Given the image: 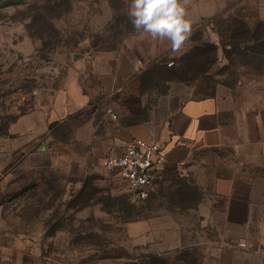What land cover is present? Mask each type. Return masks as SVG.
Instances as JSON below:
<instances>
[{"label":"rangeland","instance_id":"1","mask_svg":"<svg viewBox=\"0 0 264 264\" xmlns=\"http://www.w3.org/2000/svg\"><path fill=\"white\" fill-rule=\"evenodd\" d=\"M3 2L0 264L162 262L135 236L141 227L131 230L150 218L156 227H167L166 263L189 264L196 254L174 244L172 228L181 224L180 216L160 217L180 211L188 226V202L210 190L174 168L138 201L101 163L120 154L132 132L159 125L188 98L218 85L264 84V49L252 42L239 49L222 44L237 22L253 28L264 21V0H190L192 35L179 53L168 41L135 32L127 15L130 0ZM205 44L216 48L211 64L212 50L204 60L198 57ZM80 94L89 97L85 108L73 104ZM108 108L116 119L106 114ZM40 149L49 154L47 165L18 167Z\"/></svg>","mask_w":264,"mask_h":264},{"label":"crops","instance_id":"2","mask_svg":"<svg viewBox=\"0 0 264 264\" xmlns=\"http://www.w3.org/2000/svg\"><path fill=\"white\" fill-rule=\"evenodd\" d=\"M80 96L73 104L87 107L89 97ZM132 135L175 142L178 146L170 151L162 173L181 168L194 177L197 188L210 190L197 201L188 202L190 207L184 211L188 212V226H184L180 211L172 218L160 217L178 220L180 216L181 224L172 228L177 231L174 244L196 254L189 264H264L262 82L218 85L207 95L178 104L159 125ZM48 159V152L40 149L22 158L18 167L37 168L47 165ZM152 219L135 222L131 230L141 227L143 233L135 236H142V243L154 248L151 252L161 259L160 264H167L164 255H169L170 243L163 232L167 227H156Z\"/></svg>","mask_w":264,"mask_h":264},{"label":"built area","instance_id":"3","mask_svg":"<svg viewBox=\"0 0 264 264\" xmlns=\"http://www.w3.org/2000/svg\"><path fill=\"white\" fill-rule=\"evenodd\" d=\"M106 114L116 119L112 108H108ZM176 146L175 142L131 137L125 142L122 152L104 158L101 167L107 174L123 181L133 199L141 201L161 175L166 155Z\"/></svg>","mask_w":264,"mask_h":264},{"label":"clouds","instance_id":"4","mask_svg":"<svg viewBox=\"0 0 264 264\" xmlns=\"http://www.w3.org/2000/svg\"><path fill=\"white\" fill-rule=\"evenodd\" d=\"M190 0H130L128 19L142 37L170 42L179 53L192 35L187 6Z\"/></svg>","mask_w":264,"mask_h":264},{"label":"trees","instance_id":"5","mask_svg":"<svg viewBox=\"0 0 264 264\" xmlns=\"http://www.w3.org/2000/svg\"><path fill=\"white\" fill-rule=\"evenodd\" d=\"M4 0H0V3L3 5ZM240 24L239 27L235 28L231 35L227 37V41L223 40L222 44L224 46L233 47L234 49H239V47L247 45L252 42L253 46L261 47L264 49V21H257L253 28H249L246 22H237ZM204 49H200L198 53V57L202 60L205 59L206 55H208L209 50H212L213 55L210 60H207L209 64H211L215 57L216 48L212 44H205ZM249 47V46H248ZM245 47V49H249ZM209 59V58H208ZM158 261V260H157ZM161 262L153 263L160 264Z\"/></svg>","mask_w":264,"mask_h":264},{"label":"water","instance_id":"6","mask_svg":"<svg viewBox=\"0 0 264 264\" xmlns=\"http://www.w3.org/2000/svg\"><path fill=\"white\" fill-rule=\"evenodd\" d=\"M180 144H182V142H180Z\"/></svg>","mask_w":264,"mask_h":264}]
</instances>
